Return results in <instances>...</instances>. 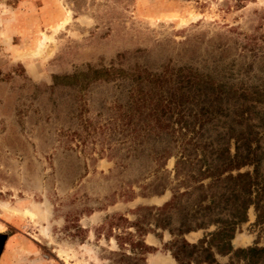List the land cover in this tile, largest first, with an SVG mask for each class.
Returning a JSON list of instances; mask_svg holds the SVG:
<instances>
[{"label":"rangeland","instance_id":"1","mask_svg":"<svg viewBox=\"0 0 264 264\" xmlns=\"http://www.w3.org/2000/svg\"><path fill=\"white\" fill-rule=\"evenodd\" d=\"M134 88L164 113L131 119ZM236 151L250 160L219 166ZM257 166L264 0H0L1 264H178L181 239L187 264H264V192L259 211L223 200ZM220 220L232 251L205 237Z\"/></svg>","mask_w":264,"mask_h":264},{"label":"trees","instance_id":"2","mask_svg":"<svg viewBox=\"0 0 264 264\" xmlns=\"http://www.w3.org/2000/svg\"><path fill=\"white\" fill-rule=\"evenodd\" d=\"M145 79H146L145 80L146 82L154 83V85H158L161 82H163L160 79V75H156V74H150L148 76V78H145ZM142 80L144 82V79H142V78L138 79L139 82H142ZM134 90H135V88L131 90V95H132V98L130 100V116H131V119H133V117L135 115H143L144 117L145 116H148V117L151 116V117L156 118L160 114L164 113L163 109H159L156 106V107H153L150 112L143 114V112H142L143 107L141 105L145 104V102L147 101L149 96L147 95L145 97V94H142L141 92H139L141 89H139L137 91H134ZM181 90H183L182 86L177 87L176 93H178L180 95V97L184 95V93L181 92ZM134 92H136L135 95H134ZM176 114L178 115L179 112H176ZM185 125H186V123H185ZM149 126H151V125L144 124V126H139L138 128H133L132 131H130L132 138L135 139V138L142 137V135L144 133L149 132V130H150ZM184 128H183L184 130L187 129L186 126ZM186 131H188V130H186ZM234 148L237 149L239 147L236 145V146H234ZM216 151L225 152L228 154V149H226V150H224V149L223 150H219V149L215 150L214 149L213 152H216ZM227 157L228 158L224 157V159L220 161V163H219L220 167H223V168H225L227 166L232 167V166H234V164H238V162H240V161H246L247 162L250 160V158L239 156V153H237V151L233 154V156H230V157L227 156ZM246 162H243L242 164H245ZM238 167L239 166H237L236 168H238ZM207 169H211L210 166L207 167ZM229 180H230V183H232L233 187L230 189L229 195L225 196L223 200L227 201L230 199H234L237 195L235 193L233 194V192L234 191H237V192L242 191V193H239V194H241L242 198H244V199H242V202L240 203L241 209L238 211L241 212V210H242L244 213L245 209L247 207L246 204H248L250 202H252L253 205H255L257 211H259L261 208V205H257L258 201H257V199L255 200V198H256L257 194H259V192L260 193L264 192V178L258 174V166L256 168H254L252 171H250V170L239 171V172L235 173L234 175H230ZM245 199H247V200H245ZM257 216H259V214ZM118 217L124 218V216H122V215L121 216L119 215ZM125 219L126 218H124V220ZM217 223L219 224V227L216 229V231H212V232L209 231L208 233L205 234V237H208L207 238L208 243L211 244L212 240H217L218 243H215V247H216L218 252L232 251V247H230V244H229V239L231 238V234H232V230H231L232 224L235 222L234 221L232 222L229 220H220V221H217ZM178 226H179L178 228L185 229V231H189V229H190V227L187 226V224L185 223L184 220H181L179 222ZM193 226H200V225H199V223H195V224H193ZM177 231H179V229H177ZM131 245L132 246H138V248L140 249V251L133 253L132 258L136 259L137 261H142L143 260L142 256H143L146 248H148V246L145 243H143L142 240H139L136 243H131ZM196 246H197L196 244L192 245V244H189L188 242H186L185 240L181 239L180 243L176 244L177 254H175L173 257L176 259L178 264H187V262L184 261V258L193 256L195 249L197 248ZM203 250H205V256H203L204 259L208 260L210 263L215 262L213 257H212L213 254L210 251L209 246L203 247ZM238 250H240V252H246L252 256L259 255L262 251L256 247H252V246H249L247 248H239ZM125 255H127V254L124 253L123 256H125ZM127 257H129V256H127Z\"/></svg>","mask_w":264,"mask_h":264},{"label":"bare ground","instance_id":"3","mask_svg":"<svg viewBox=\"0 0 264 264\" xmlns=\"http://www.w3.org/2000/svg\"><path fill=\"white\" fill-rule=\"evenodd\" d=\"M46 209L41 208V210H39V207H34V208H28L25 207L23 209H21L20 212H22L24 215H27L29 217H32L33 219L37 220L39 219V215L44 212Z\"/></svg>","mask_w":264,"mask_h":264},{"label":"crops","instance_id":"4","mask_svg":"<svg viewBox=\"0 0 264 264\" xmlns=\"http://www.w3.org/2000/svg\"><path fill=\"white\" fill-rule=\"evenodd\" d=\"M99 214H100V213H97V214L95 215L98 219L100 218ZM96 217H94V218H96ZM0 264H1V263H0Z\"/></svg>","mask_w":264,"mask_h":264}]
</instances>
